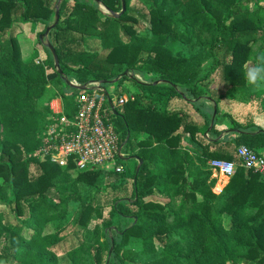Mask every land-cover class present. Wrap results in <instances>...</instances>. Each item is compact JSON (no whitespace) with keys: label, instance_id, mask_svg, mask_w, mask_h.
I'll list each match as a JSON object with an SVG mask.
<instances>
[{"label":"trees","instance_id":"1","mask_svg":"<svg viewBox=\"0 0 264 264\" xmlns=\"http://www.w3.org/2000/svg\"><path fill=\"white\" fill-rule=\"evenodd\" d=\"M92 1L113 14L120 9L121 0ZM142 1L148 9L140 30L129 0L117 16L77 0H0V264H264V180L235 153L245 146L264 154V129L218 118L216 110L211 122L201 104L257 100L264 112V88L245 80V66L264 55V0ZM55 11L47 39L61 76L45 47L42 62L35 54L22 60L16 39L22 25L44 31ZM95 38L110 46L102 58L87 48ZM180 40L197 53L172 54ZM120 67L156 75L150 84L133 80V100L115 111L133 169L79 172L33 157L49 102L59 96L65 110L72 107L76 91L62 78L82 84L121 76L120 84ZM223 118L228 126L220 129ZM212 159L236 165L220 193ZM58 179L93 192L58 193ZM71 221L76 239L60 263L55 249ZM47 225L52 232L44 234ZM133 241L138 250L127 248Z\"/></svg>","mask_w":264,"mask_h":264},{"label":"built area","instance_id":"2","mask_svg":"<svg viewBox=\"0 0 264 264\" xmlns=\"http://www.w3.org/2000/svg\"><path fill=\"white\" fill-rule=\"evenodd\" d=\"M116 78L118 81L121 76ZM68 82L74 87L71 89L76 91L71 97L72 107L65 110L59 96L49 102L50 114L40 145L32 156L60 167L71 163L79 172L99 171L121 175L127 170L126 161L133 158L125 150L126 139L115 127V111L132 101L133 96L129 93L117 94L111 99L104 87L111 85V82ZM235 153L240 166L258 173L264 180V154L258 155L245 146L237 147ZM207 163L214 177L219 175L225 180L233 175L236 168L233 162L221 159H212Z\"/></svg>","mask_w":264,"mask_h":264},{"label":"rangeland","instance_id":"3","mask_svg":"<svg viewBox=\"0 0 264 264\" xmlns=\"http://www.w3.org/2000/svg\"><path fill=\"white\" fill-rule=\"evenodd\" d=\"M77 1H80L83 3H88V4L90 3L92 5L97 4V9L102 15L105 14V15L111 16L108 13V11H106L100 4H98L92 0H77ZM128 7L131 10H133V12L136 13V15L139 17V23L137 24V27H139L140 30H142V28L145 29L146 12H147L148 6H146V4L142 0H129ZM119 11H120V9H119ZM119 11L116 12L115 14H118ZM52 20H53V18H51L50 22L48 23V26L51 25ZM35 25L36 26L39 25V26L37 28H33ZM30 26L32 27V29L29 31V33L31 35V37L29 38L30 39L29 42L27 41V39L24 38L25 36L24 37L21 36L19 39L21 49H22V55L25 54V47L24 46L27 45L28 49H29L27 55L33 51L34 52L33 54L36 55V60L40 63L45 59V52H44L43 48L45 47L46 42H48V39L46 37V38H43L41 41L37 40V36L39 34H41L43 31L44 27L42 25L33 24ZM23 28H24V25H22L21 29H22V32L24 31L25 35L27 36L28 29H27V27H25L24 29ZM97 39L98 38H95L92 43L89 42V44L87 45V48L91 51H93L96 48L95 50L97 51L98 57L102 58V57H104V55L106 54V52L110 46L106 45V46H102V48H100V46H99L100 44H99ZM181 42L182 41L180 40L175 44V46L172 50V54H176V55L181 56V57H187L190 54L197 53V49L191 43L190 44H183ZM18 45H19V43H18ZM19 50H20V47H19ZM2 55L5 56V53H3ZM20 56H21V53H20ZM142 56L144 57L145 53H142ZM206 62H207V59H205L204 64H206ZM123 70H124V67H120L115 72L117 74H120V73L124 72ZM123 76H124L123 77L124 79L121 80L120 84L117 83L116 80L118 78H116V79L112 80L113 82L110 83L111 85H105L104 86L106 88V90L109 92V96L111 99H113L117 95L116 91H118V90H120V94H127V93L131 94L132 91L133 92L137 91L138 87L135 85L133 80H136V81L141 82V83H146V84L149 83L150 84L152 80L156 79V75L149 74L146 72L141 73V74H139V73L132 74L131 72H127V73L124 72ZM129 79H131V80H129ZM218 86H219V81H218V78L216 77L213 87L217 88ZM201 104H203L207 109L206 115L204 117H202V118H205L206 120H208V118L211 119L214 117L215 113H214V115H212L213 107H214V110H216L218 112V118L220 116H223L224 114H226V115L230 116L235 122L242 123V124L252 123V124L259 126V127L264 129V112L261 111L257 100H253L248 104H242V103H238V102H233V101L221 99V100H219V102L215 106L211 105L210 102L204 100V101H201ZM208 108L210 110H208ZM211 108H212V111H211ZM193 117L197 120H202V118H200L197 114H193ZM227 122H228L227 118H223V123L221 125H218V128L222 129V128H225V126L227 127L228 126ZM134 164L135 163H134L133 159H128L126 161V168L131 171L133 169ZM211 176L215 179H216V177H220L219 175H215V177H214V174H212V173H211ZM71 181L70 180H64V179H58L54 183V187H55L56 192L60 193V192L67 191L68 189H74V190H76V192H78L79 194H82L83 196L87 195V194H92L93 191L90 188L80 187V186H78L80 188L74 187L72 185ZM87 196H89V195H87ZM68 199L69 200H67V201L70 204H72L73 206L77 202V199L74 196L69 197ZM5 211H6L5 206L0 205V213L1 212L4 213ZM74 218L75 217H73V219ZM72 221L68 223L66 228L61 233L62 236L67 237L66 241L62 242L55 249V253L58 256V261L60 263L66 262V257L64 256V252H66L69 243L76 239V237H73V235L71 234V227L73 225ZM95 221H97V220L93 219V222H95ZM93 222H92V224H93ZM92 224H90L88 228H91ZM127 224L128 223H123L121 225V227H123L124 225H127ZM50 232H52V227L48 226V225L45 226L43 229V233L46 234V233H50ZM77 239L79 240L80 237H77ZM134 242L135 241H133L132 243L127 245V248H129L131 250H138L139 246ZM137 261L139 262V260H137ZM109 264H112V263L109 262ZM238 264H245V263L239 262Z\"/></svg>","mask_w":264,"mask_h":264},{"label":"clouds","instance_id":"4","mask_svg":"<svg viewBox=\"0 0 264 264\" xmlns=\"http://www.w3.org/2000/svg\"><path fill=\"white\" fill-rule=\"evenodd\" d=\"M245 80L254 88H264V55H258L245 66Z\"/></svg>","mask_w":264,"mask_h":264},{"label":"water","instance_id":"5","mask_svg":"<svg viewBox=\"0 0 264 264\" xmlns=\"http://www.w3.org/2000/svg\"><path fill=\"white\" fill-rule=\"evenodd\" d=\"M61 1H62V0H57V4L60 3ZM123 11H124V2H123V0H121V3H120V11H119V13H118V14H113V13H111V12H109V11H108V13H109L111 16H117V15L121 14ZM57 19H58V14H57V11H55V14H54V22H53V24L47 26V27L44 29L43 33H41V34H39V35L37 36V40H38V41H41L43 38H46V37H47V34H48L49 30H50V29L54 26V24L57 22ZM45 48L47 49V51H48L49 54L51 55V57H52V61H53V66H54V68L57 70L58 62H57V58H56V55H55V53H54L53 48L51 47V45H50L48 42H46V44H45ZM57 72H58L59 76H61L60 71L57 70ZM62 82H63V84H64L65 86H67V87H69V88H74L71 84H69V82H68L66 79L62 78ZM111 82H113V81H111ZM157 82H158V81H157ZM157 82H155V84H157ZM160 82H161V81H159V83H160ZM214 113H215V110H214V108H213L212 115H214ZM212 119H213V118H211V122H212ZM138 164H139V161H138Z\"/></svg>","mask_w":264,"mask_h":264},{"label":"crops","instance_id":"6","mask_svg":"<svg viewBox=\"0 0 264 264\" xmlns=\"http://www.w3.org/2000/svg\"><path fill=\"white\" fill-rule=\"evenodd\" d=\"M39 25H35L33 28H37ZM25 27H27V29H28V34H27V36L25 35V33H24V31L23 32H21L19 35H17V37H16V39H17V42L19 43V47H20V53H21V59L22 60H24V59H26V58H28L31 54H33L34 52L32 51L30 54H28L27 55V53H28V51H29V49H28V46L27 45H25L24 47H25V54H23L22 55V49H21V45H20V37L22 36V37H24L25 39H27V41L29 42V38L31 37V35H30V33H29V31L32 29V27L29 25V24H27V25H24V28ZM23 28V29H24ZM226 182H227V180H225V179H222L221 177H216V179H215V184H214V186L217 184L218 185V187H220V190L218 191V192H216V193H220V191L222 190V188L224 187V185L226 184ZM214 188V187H213Z\"/></svg>","mask_w":264,"mask_h":264}]
</instances>
